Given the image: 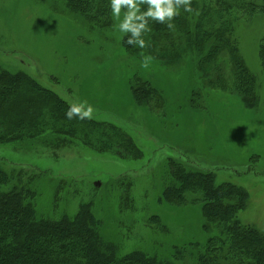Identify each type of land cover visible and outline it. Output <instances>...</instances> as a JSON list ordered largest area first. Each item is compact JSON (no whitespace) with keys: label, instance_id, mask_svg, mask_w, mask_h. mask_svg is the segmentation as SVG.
I'll return each instance as SVG.
<instances>
[{"label":"rangeland","instance_id":"374dc122","mask_svg":"<svg viewBox=\"0 0 264 264\" xmlns=\"http://www.w3.org/2000/svg\"><path fill=\"white\" fill-rule=\"evenodd\" d=\"M123 15L122 10L121 19ZM113 20L107 30L91 32L79 15L65 8L64 0H0V67L25 74L69 107L87 101L94 108L92 118L125 130L141 157L125 158L126 151L121 157L118 151L95 152L79 141L55 149L53 141L63 133H49L48 144H22L30 150L0 145V158L6 162L0 166L21 171L26 178L36 169L44 173L32 188L38 193L37 209L50 217L75 214L81 202L89 201L90 192L96 193L102 211L98 216L125 222L116 231L108 224L105 229V234L124 235L118 241L122 254L142 250L165 260L173 256L174 246L204 239L197 230L199 207L172 208L159 202L173 163L212 171L217 185L243 188L247 206L236 217L241 225L264 233V72L257 56L262 19L250 17L236 33L245 62L261 85L260 105L254 110L219 90L197 100L194 109L192 92L199 81L192 67L174 71L151 62L142 67L123 53L124 33L118 28L120 20ZM136 75L162 91L165 106L156 110L132 101L129 86ZM120 178L130 186L133 211L128 214L118 210L123 190L109 187ZM52 180L69 182L58 203Z\"/></svg>","mask_w":264,"mask_h":264},{"label":"trees","instance_id":"16d2710c","mask_svg":"<svg viewBox=\"0 0 264 264\" xmlns=\"http://www.w3.org/2000/svg\"><path fill=\"white\" fill-rule=\"evenodd\" d=\"M64 6L79 15L91 32H102L113 25L110 0H64ZM191 7V13L180 9V15L172 21L174 30L149 21L152 31L145 39H150V47L127 45L124 34L120 41L123 53L141 64L143 57L150 56V62L161 69L180 71L181 66L190 65L199 81L192 92L194 109L197 100L202 102L211 91L218 90L233 94L247 109L259 107L261 85L245 62L236 33L239 24L252 16L260 17L264 25V0H191ZM259 38L257 56L264 72V27ZM129 88L132 101L140 107L159 110L166 105L162 91L148 79L136 75ZM68 108L25 74H11L0 67V145L12 143L15 149L30 150L32 147L22 144H48L49 133H63L53 141L55 149L79 141L95 152L118 151L121 157L126 151L125 158L141 157V150L125 130L93 118L69 120L65 116ZM0 163L6 162L0 158ZM36 170L26 178L21 171H5L0 166V264H264V233L241 225L236 217L246 208L248 193L230 183L217 185L212 171L180 163L171 166L169 185L159 202L172 208L199 207L197 230L204 239L174 246L173 256L164 260L142 250L122 254L118 241L124 235L116 233L115 227H123L125 222L98 216L102 214L99 197L92 191L89 201L81 202L73 215L54 218L37 209L38 193L32 187L44 173ZM53 182L54 201L58 203V194L69 182ZM109 187L123 190L125 197L118 210L131 213L126 179H117ZM106 224L115 230L113 235L105 234Z\"/></svg>","mask_w":264,"mask_h":264},{"label":"clouds","instance_id":"9594fccd","mask_svg":"<svg viewBox=\"0 0 264 264\" xmlns=\"http://www.w3.org/2000/svg\"><path fill=\"white\" fill-rule=\"evenodd\" d=\"M146 5V9L141 6ZM185 12H193L191 0H110L112 15L120 20L119 31L127 35L124 41L127 45L138 46L141 49L151 46L150 39L145 36L151 33L149 21L165 24L169 30H174L172 21L180 15V9ZM124 11L121 19V12ZM152 58L145 56L142 58V67H149ZM94 108L87 101L72 104L65 112V116L71 120L92 119Z\"/></svg>","mask_w":264,"mask_h":264},{"label":"water","instance_id":"95a60500","mask_svg":"<svg viewBox=\"0 0 264 264\" xmlns=\"http://www.w3.org/2000/svg\"><path fill=\"white\" fill-rule=\"evenodd\" d=\"M96 185L98 186L99 184H98V183H96Z\"/></svg>","mask_w":264,"mask_h":264}]
</instances>
